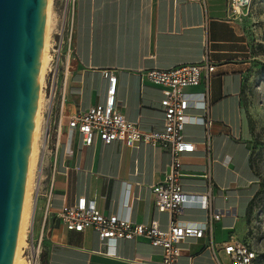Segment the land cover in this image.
<instances>
[{"label":"crops","instance_id":"0c3cea01","mask_svg":"<svg viewBox=\"0 0 264 264\" xmlns=\"http://www.w3.org/2000/svg\"><path fill=\"white\" fill-rule=\"evenodd\" d=\"M243 17L230 13L228 0H75L72 49L64 56L66 93L61 109L58 103L47 114L61 130L57 161L54 165L51 156L43 155L38 179L40 192L53 180L55 211L85 195L94 198L106 214L137 223L157 220L162 229L169 227L170 215L156 208L152 192L169 170V152L144 142L135 146L122 140L105 143L98 136L85 144L69 119L108 99L113 74L116 107L142 130L162 131V86L149 80L144 70L198 61L208 43L217 62L209 82L214 119L211 146L207 149L204 143L202 122L185 124L184 135L196 148L181 156V181L187 191H205L209 183L205 174L210 171L212 203L222 214L212 226L219 260L206 237H190L181 242V254L169 264H229L222 244L232 237L245 239L246 218L260 188L242 114L247 51ZM204 88L200 84L188 91L196 94ZM203 111L197 104L188 108L190 116ZM38 201L42 203L40 220L44 197ZM179 218L201 222L207 212L186 208ZM44 251L46 264H167L164 248L146 237L104 242L94 228L69 230L53 218Z\"/></svg>","mask_w":264,"mask_h":264},{"label":"built area","instance_id":"2783aa9c","mask_svg":"<svg viewBox=\"0 0 264 264\" xmlns=\"http://www.w3.org/2000/svg\"><path fill=\"white\" fill-rule=\"evenodd\" d=\"M253 0H228L229 11L235 16H245L249 13ZM49 60L45 72L43 90L47 96L48 114L59 103L61 109L66 93V66L64 56L71 51L73 43V22L64 21L56 38L50 42ZM208 43L204 53L198 61L183 62L168 68H148L144 70L146 77L162 86L160 104L164 110V129L162 131L142 130L137 123L130 121L114 104L116 76L110 75L108 99L103 103L91 106L88 110L78 112L69 119V125L83 134L85 144H91L96 136L105 143L113 140H122L129 146L139 142L154 146H161L170 154L169 170L165 177L152 186L154 203L159 211H166L170 215L169 227L162 229L157 220L148 223H137L118 214L102 212L94 198L85 195L72 204H64L54 210L51 204L54 182L49 180L47 186L39 191L40 183L35 185L37 200L44 197L41 219L38 221L36 235L28 242L30 257L35 264H40V256L44 250V243L48 235L50 218L59 219L69 230L82 231L94 228L100 240L112 242L117 238L146 237L154 245L164 248L165 262L176 260L181 254V242L186 238L206 237L208 247L214 258L218 259L217 247L212 233V226L222 214L212 203L213 181L210 171L205 176L209 178L208 188L202 192L187 191L183 188L181 177V156L187 151L196 148L195 142L188 140L184 135L187 122L199 121L205 125L204 143L207 149L211 146L212 126L214 119L211 116L209 82L216 70L217 62L211 58ZM204 84L202 92L191 93L189 88ZM197 104L203 108V114L190 116L188 108ZM42 147L44 155L48 154L57 161L61 130L59 124L53 126L49 119H45L42 133ZM186 208H199L207 212V219L201 222H185L179 216ZM34 228V221H30ZM229 264H254L257 257L254 247L245 239L232 237L222 244Z\"/></svg>","mask_w":264,"mask_h":264},{"label":"water","instance_id":"95a60500","mask_svg":"<svg viewBox=\"0 0 264 264\" xmlns=\"http://www.w3.org/2000/svg\"><path fill=\"white\" fill-rule=\"evenodd\" d=\"M48 0H0V264H14L36 126Z\"/></svg>","mask_w":264,"mask_h":264},{"label":"rangeland","instance_id":"374dc122","mask_svg":"<svg viewBox=\"0 0 264 264\" xmlns=\"http://www.w3.org/2000/svg\"><path fill=\"white\" fill-rule=\"evenodd\" d=\"M75 0H52V22L50 42L56 38L64 21H72ZM247 51L245 53L243 75L245 80L242 93V114L245 137L251 147V158L258 174L260 188L252 200L250 212L246 218L247 230L245 239L250 242L257 253L254 264H264V0H253L251 9L242 20ZM51 45V43H50ZM50 47V46H49ZM48 47V48H49ZM41 123L37 142L36 157L32 170L30 185L28 217L25 235L21 246L20 264H27L30 257L28 242L36 235L41 211V202L35 199L38 179L41 175V159L44 155L42 133L44 121L47 118L48 99L43 90ZM48 119V118H47ZM34 221V228L30 221ZM42 256V254H41ZM40 256V264H41ZM26 259V260H25Z\"/></svg>","mask_w":264,"mask_h":264},{"label":"bare ground","instance_id":"6f19581e","mask_svg":"<svg viewBox=\"0 0 264 264\" xmlns=\"http://www.w3.org/2000/svg\"><path fill=\"white\" fill-rule=\"evenodd\" d=\"M47 24H46V35H45V42L43 47V62L41 67V73H40V93L38 98V109H37V118H36V126H35V132L33 137V146H32V156H31V162H30V169L28 174V184H27V192H26V198H25V206H24V215H23V221H22V228L20 231L19 236V242H18V248L16 253V259L14 264H20L22 262V259L20 258L21 255V246L24 239V231L25 226L27 222L28 217V207H29V193H30V185H31V179H32V170L34 166V161L36 157V150H37V142H38V136H39V128H40V119H41V112H42V99H43V84H44V78H45V72L48 65L49 60V46H50V35H51V22H52V0H48V15H47ZM49 47V48H48ZM44 102V101H43ZM21 259V262H20ZM26 260V259H25ZM27 264H35L32 260L27 259Z\"/></svg>","mask_w":264,"mask_h":264},{"label":"trees","instance_id":"16d2710c","mask_svg":"<svg viewBox=\"0 0 264 264\" xmlns=\"http://www.w3.org/2000/svg\"><path fill=\"white\" fill-rule=\"evenodd\" d=\"M46 255H45V251L43 250L42 252V256H41V264H46Z\"/></svg>","mask_w":264,"mask_h":264}]
</instances>
